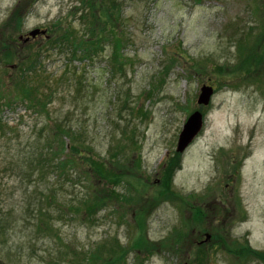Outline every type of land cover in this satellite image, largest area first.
Here are the masks:
<instances>
[{
	"label": "rangeland",
	"instance_id": "374dc122",
	"mask_svg": "<svg viewBox=\"0 0 264 264\" xmlns=\"http://www.w3.org/2000/svg\"><path fill=\"white\" fill-rule=\"evenodd\" d=\"M21 1L0 0V264H264L226 248L264 251V73L242 76L238 52L264 55V0H116L121 63L109 39L82 62L47 45L84 35L86 0ZM35 28L49 39L19 41ZM22 83L52 96L46 108L22 102ZM203 84L215 93L200 106ZM195 110L204 126L168 178L179 197L162 198V163ZM56 128L78 134L63 176L43 159ZM95 189L123 202L86 208Z\"/></svg>",
	"mask_w": 264,
	"mask_h": 264
},
{
	"label": "trees",
	"instance_id": "16d2710c",
	"mask_svg": "<svg viewBox=\"0 0 264 264\" xmlns=\"http://www.w3.org/2000/svg\"><path fill=\"white\" fill-rule=\"evenodd\" d=\"M22 1L28 6H31L35 4L36 0H29L30 2H28V0H22ZM81 3L84 9L83 15L82 17H80L84 22L82 27L83 29H85V30L82 29L84 31L82 32V34L84 33V35H80L79 38L77 29L65 30L61 36L57 37L51 43L47 41L48 43L47 45H49L50 48L52 49L55 48V46H57L56 44H58L59 48H61L60 50L63 49L62 51H65L66 55L69 54V58L71 59L70 62L72 60L74 61L78 60L82 62L84 60H90L93 57H96L100 52H102L104 50L103 47L106 44V40L108 41L109 39L111 40L114 47L111 60H113V63L123 62L122 61L123 57L122 59L119 58V54H118V49H120L121 43L117 39V37L119 35V38H122L123 35L121 31H118L119 29L118 27L120 26L119 24L120 14H119L117 1L116 0H90V1L86 0ZM98 12H100V15L98 14ZM102 14L104 16H102ZM238 49H239L238 51L239 54H241L239 57L240 58L239 61L243 59L240 62L241 63L240 65L243 66V71L241 74L242 76L246 74L248 71L250 73H256L257 76L260 73H264V55L260 57H258V55L256 54L248 55V48L243 45L242 41L238 45ZM9 56L10 55H7V58ZM26 59L27 58H25V60ZM19 62H20V71L25 70L23 68L24 60L21 59ZM113 63L111 65L112 67H113ZM28 64L33 65L34 62L32 63L28 62ZM223 69L222 66H219V76L221 77V80L222 78H226V76H230L228 75L230 72L229 73L224 72L226 73L224 74ZM30 70L32 69L28 68V70L25 71L28 72ZM34 73H36V71ZM38 73L40 74L39 71ZM38 73H36V75H38ZM219 84L220 81H218V85ZM18 86H21L19 87L21 88L19 90V94L21 95L22 102L25 104L26 103L29 104L28 105L29 108L33 107L35 111H42V109L46 108V106L51 101V97H52L51 95H49L50 97L49 96L47 97V93L39 91V89L34 85H29V87L26 88L24 83H22L19 84ZM1 127L3 126L1 125ZM67 131L68 130L63 128H58V129L56 128L54 129V131L51 130V138L47 137L46 141L44 140L45 141L44 147L45 150L47 151V155H44L43 159L46 161L52 160V164H51L53 166L52 169L54 170L55 168V171L57 173L59 172V176L64 175V173H66L68 169L72 170L70 169L72 164L68 163L67 160H61L62 151L63 150L65 152L67 151V153H71L72 151L75 153L77 152L75 146L72 145V143L78 134L76 132L71 133ZM67 133H71L72 135L68 136ZM54 138L57 139L54 140ZM50 139L52 141H50ZM65 139H68L69 146H66L67 143H65L64 141ZM59 142H61V144H59ZM62 143H64L65 146H63ZM56 144H59L60 147L56 146ZM88 150L90 151V147H88ZM50 154L51 156H54V158L52 157L53 159H55V156H59L56 157L57 158L56 162L53 159H51ZM176 157L177 158L170 160L166 164V166L162 169V173H163V178L161 180L162 187L159 188L162 189L159 193L162 198L179 197L177 193L170 191L168 184L169 181L168 178H170V176L172 177L173 174L175 173V170L180 168L179 154H176ZM93 164H94L93 167L87 168L88 169L87 173L90 174L91 172H95L97 176H100L101 172L103 173V168H102L103 165L102 166L98 164L95 165V162ZM89 178L91 179L92 177ZM95 193L96 194L94 195V205H90L89 200H85L83 201L84 206H86L87 208L97 206L96 208H98V205L99 206L104 205L106 204L105 202L109 200L117 201L119 204H121V201L123 202L122 198L118 196L117 193L113 192L111 189H95ZM201 207L202 205L200 206V208L196 209V218L198 219V221L202 220L203 217L205 216V212L202 210ZM135 219H137V217ZM133 244H134V248L139 251L140 243L135 240ZM119 252H122L121 246L119 247ZM238 253L244 259L248 257H255L264 261V252L252 250L248 246H244L243 248H241V250ZM119 262L120 261L118 260L116 263L118 264ZM111 264H114V262H111Z\"/></svg>",
	"mask_w": 264,
	"mask_h": 264
},
{
	"label": "water",
	"instance_id": "95a60500",
	"mask_svg": "<svg viewBox=\"0 0 264 264\" xmlns=\"http://www.w3.org/2000/svg\"><path fill=\"white\" fill-rule=\"evenodd\" d=\"M39 30H33L29 33L30 37H35ZM41 33H44L43 31ZM212 95V89L210 87L203 86L201 88V94L198 98V104L207 105ZM202 128V116L199 112H195L187 119L186 123L179 134L177 142V152H182L190 142L195 138Z\"/></svg>",
	"mask_w": 264,
	"mask_h": 264
}]
</instances>
